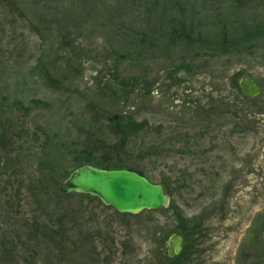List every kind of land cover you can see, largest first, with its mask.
<instances>
[{
  "label": "rangeland",
  "instance_id": "1",
  "mask_svg": "<svg viewBox=\"0 0 264 264\" xmlns=\"http://www.w3.org/2000/svg\"><path fill=\"white\" fill-rule=\"evenodd\" d=\"M111 113L147 122L131 148L143 160L124 161L168 184L167 207L60 192ZM172 233L182 251L167 258ZM0 253L264 264V0H0Z\"/></svg>",
  "mask_w": 264,
  "mask_h": 264
},
{
  "label": "water",
  "instance_id": "2",
  "mask_svg": "<svg viewBox=\"0 0 264 264\" xmlns=\"http://www.w3.org/2000/svg\"><path fill=\"white\" fill-rule=\"evenodd\" d=\"M241 91L249 98L257 97L261 88L249 76L240 79ZM61 193H81L97 197L106 206L119 213L138 214L156 210L169 203L159 184L150 183L145 177L127 169H100L83 165L73 170L60 184ZM165 255L173 257L182 250V237L172 234L167 243Z\"/></svg>",
  "mask_w": 264,
  "mask_h": 264
},
{
  "label": "trees",
  "instance_id": "3",
  "mask_svg": "<svg viewBox=\"0 0 264 264\" xmlns=\"http://www.w3.org/2000/svg\"><path fill=\"white\" fill-rule=\"evenodd\" d=\"M234 82L236 83L235 77ZM105 122L104 129L106 131L102 133L104 136L93 138L89 134L90 138L85 139V143L78 147L77 157L74 161L75 168L88 164L100 169H128L144 175L139 167L124 160L132 155L143 160V156L139 154L141 153L140 149L137 148L138 152H136L135 148L133 151L131 148L138 134L147 126V122H138L130 116L113 113L106 115ZM67 174L69 175V173ZM167 186V183L162 182L165 193H169ZM0 259H2L1 253ZM0 264L4 263L0 262Z\"/></svg>",
  "mask_w": 264,
  "mask_h": 264
},
{
  "label": "flooded vegetation",
  "instance_id": "4",
  "mask_svg": "<svg viewBox=\"0 0 264 264\" xmlns=\"http://www.w3.org/2000/svg\"><path fill=\"white\" fill-rule=\"evenodd\" d=\"M164 257H166V255H163Z\"/></svg>",
  "mask_w": 264,
  "mask_h": 264
}]
</instances>
